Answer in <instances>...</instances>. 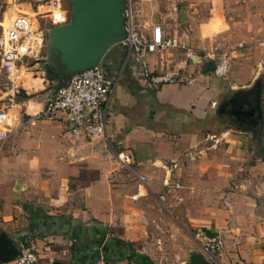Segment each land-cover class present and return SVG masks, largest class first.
I'll list each match as a JSON object with an SVG mask.
<instances>
[{"label": "crops", "instance_id": "crops-1", "mask_svg": "<svg viewBox=\"0 0 264 264\" xmlns=\"http://www.w3.org/2000/svg\"><path fill=\"white\" fill-rule=\"evenodd\" d=\"M192 37L191 45L178 37L175 55L158 51L145 56L152 70L178 78L158 88L144 85L140 66L121 43L107 50L101 63L108 75L120 73V78L103 138L75 137L62 113L42 112L58 86L42 90L43 99L34 102L21 85L18 92L29 97L18 105L28 115L20 117L19 111L7 141L16 154L0 157V234L14 243L36 234L39 247L51 253L61 249L64 256L50 264H91L98 258L130 264L145 259L141 251L163 245L168 231L181 234L186 219L196 229L199 246L205 236L222 239L211 262L264 264V128H251L250 116L234 126L229 116L234 111H222L248 110L245 105L236 109L234 95L252 88L264 71V0H208V16ZM216 47L219 60L251 63L241 80L231 70L226 99L221 83L212 85V72H202L204 64L214 61ZM123 150L142 181L127 179L115 157ZM10 172H16L17 180L5 192ZM168 175L184 184L178 191L181 202L164 184ZM42 252L34 264H48L40 263L49 256Z\"/></svg>", "mask_w": 264, "mask_h": 264}, {"label": "built area", "instance_id": "built-area-1", "mask_svg": "<svg viewBox=\"0 0 264 264\" xmlns=\"http://www.w3.org/2000/svg\"><path fill=\"white\" fill-rule=\"evenodd\" d=\"M142 4L143 0H123L124 38L120 43L125 47L127 56H132L140 66L146 87L175 84L178 81L176 76L152 70L145 56L179 47L180 40L176 35L167 33L161 24H148L142 20ZM20 5L22 8L17 7L4 24L3 40L0 39V66L12 83L18 79L22 67L36 68L40 62L48 65L46 35L51 27L66 24L70 20V10L64 8L63 0H28ZM214 68L217 75H224L227 60L221 59ZM119 78L120 73L108 75L101 62L71 73L63 78L55 92L45 101L42 112L48 116L62 113L67 131L75 137L103 138ZM12 126L8 122V109L0 108V149L10 138ZM116 158L122 166L129 167L131 164V157L125 151L117 152ZM164 184L173 190L174 198L181 202L183 197L178 191L184 187L183 182L180 179L171 180L168 175ZM158 198L163 201L166 196L161 193ZM222 246L223 241L219 236H205L200 251L208 260L215 261V254ZM18 249L16 264L37 262L38 255L33 243L20 241ZM94 264L106 263L101 261Z\"/></svg>", "mask_w": 264, "mask_h": 264}, {"label": "rangeland", "instance_id": "rangeland-1", "mask_svg": "<svg viewBox=\"0 0 264 264\" xmlns=\"http://www.w3.org/2000/svg\"><path fill=\"white\" fill-rule=\"evenodd\" d=\"M28 0H0V39L3 40L2 29L4 24L8 22L11 15L17 9V7L22 8L20 5L21 2ZM35 2V0H32ZM64 8L71 9L70 0H63ZM15 5V6H14ZM208 16V0H147L146 6H144V11L142 12L141 19L146 20V22H155L159 24H163L166 26L170 32L175 33L176 36L180 37L182 41L190 42L192 44V32L194 31V27L198 25V23L204 21ZM149 24V23H148ZM222 41L224 37L220 38ZM46 40L48 44V36L46 35ZM189 44V43H188ZM123 47V46H122ZM197 48V47H196ZM177 49V48H176ZM174 48H169L166 50H162L161 52L167 53L169 56L175 55L178 52ZM215 50H220L219 47L213 48V60L215 62H219V54H215ZM197 55L204 54L203 51L196 52ZM228 57V55H226ZM55 65L57 68H61L58 65V60L55 57ZM206 60V59H205ZM191 62V60L189 59ZM203 62L204 59H203ZM216 63V64H217ZM215 64V65H216ZM235 69L236 78L241 80L243 74H246L251 68V63H244L241 59H228L227 60V69L224 75H217L214 70L210 74L212 76V85H221L223 86L221 97L225 96V99L231 95L228 86L231 84V70ZM215 69V68H214ZM55 74V75H54ZM258 81L262 84V94L264 101V71L258 77ZM254 83V82H253ZM253 83L251 85H253ZM60 82L58 81L56 69L52 68L50 65H46L45 63H39L35 69L22 67L21 74L18 76V79L12 83L9 81L7 74L3 72L0 66V108L8 109V122L12 125H15L17 122V117L19 111L21 110L20 117H26L28 114L23 113L25 106L20 107V104H23L24 94L16 91L17 88H20V85L25 86L29 90V99L35 100L43 99L41 96L42 90L46 88H50L51 86H58ZM18 90V89H17ZM40 93V94H39ZM37 94H39L37 96ZM220 99V97H219ZM26 100V99H25ZM27 100V101H28ZM21 101V102H20ZM19 104V105H18ZM33 103L31 102L29 105L31 106ZM21 108V109H20ZM264 109V106H263ZM223 120V117H221ZM220 118L217 117V124H221ZM240 121L237 118L234 120L233 125L235 126ZM221 127H223L221 125ZM256 128V127H254ZM253 128V129H254ZM220 129V127H219ZM260 129V128H259ZM261 130V129H260ZM15 130H11L14 133ZM124 151V150H123ZM126 152V151H125ZM127 153V152H126ZM16 151L10 148V142H6L0 151V157H9L11 155H15ZM129 154V153H128ZM130 155V154H129ZM116 157V154H115ZM131 157V155H130ZM117 160V158H116ZM119 163V162H118ZM120 164V163H119ZM131 165V164H130ZM122 165L120 164V167ZM123 169H126L127 179L136 178L137 180L142 181V175L138 174L133 170L132 166L127 167L123 166ZM129 174V175H128ZM14 175V177H12ZM16 172H10V177L8 179L9 182L4 183L5 192L10 187H14L16 182ZM7 188V189H6ZM143 191V190H142ZM185 224L181 234L177 235L176 232L168 231L169 235L167 239L164 241V244L161 245L160 242H157L156 249L147 251H141L140 256L145 257V259L138 261L140 264H181L182 261L184 264L190 263V256L192 254H200V246L194 240V235L196 232L195 227L189 225L186 219H184ZM15 228V227H14ZM159 233L162 231L159 230ZM12 234V233H11ZM34 237L31 236L26 237L24 239L25 244L33 243L35 245L36 254L39 257V254H42V251L49 252L47 257H43L40 260V263H48L50 264L51 260H56L60 256H64L63 252H60L61 249L55 248L57 253H51L49 249H46L45 246H38L36 241L33 240ZM159 238V237H158ZM32 240V241H31ZM23 241V240H21ZM16 245L19 246V242H16ZM46 245H49L48 243ZM155 247V246H153ZM63 251V250H62ZM200 251V252H199ZM103 258L95 259L91 264L103 261ZM104 262V261H103ZM106 264H110L105 262ZM138 264L134 260L130 262V264ZM112 264V263H111ZM121 264V263H118ZM125 264V263H124Z\"/></svg>", "mask_w": 264, "mask_h": 264}, {"label": "water", "instance_id": "water-1", "mask_svg": "<svg viewBox=\"0 0 264 264\" xmlns=\"http://www.w3.org/2000/svg\"><path fill=\"white\" fill-rule=\"evenodd\" d=\"M70 3L69 22L51 27L48 34L46 60L56 69L59 81L71 73L96 66L107 50L124 38L123 0H70ZM55 57L61 68L56 67ZM261 88V82L256 81L252 88L236 92L233 98L237 110L244 105L248 107V110L240 113L244 120L250 116L251 128L260 127L262 123ZM18 254L16 243L6 234H0V261L15 259ZM55 264L67 263L58 261ZM189 264L216 263L203 254H192Z\"/></svg>", "mask_w": 264, "mask_h": 264}, {"label": "trees", "instance_id": "trees-1", "mask_svg": "<svg viewBox=\"0 0 264 264\" xmlns=\"http://www.w3.org/2000/svg\"><path fill=\"white\" fill-rule=\"evenodd\" d=\"M215 67V62L210 60L207 62V64H204L203 68H202V72H213ZM63 81V80H62ZM62 81H59L60 83H62ZM24 97H29L26 94L24 95ZM264 128V112H262V123L260 124V129ZM33 237H37L36 234H32ZM25 239V238H24ZM24 239H22L24 241Z\"/></svg>", "mask_w": 264, "mask_h": 264}, {"label": "flooded vegetation", "instance_id": "flooded-vegetation-1", "mask_svg": "<svg viewBox=\"0 0 264 264\" xmlns=\"http://www.w3.org/2000/svg\"><path fill=\"white\" fill-rule=\"evenodd\" d=\"M260 103H261V98H260ZM224 109H225V113H227V115H229L228 114V110H232V111H235V109L234 108H229V109H227V108H222V111H224ZM262 111V110H261ZM236 112V114H235V116H231V115H229L230 116V118H233L234 120L237 118V119H240V118H242V115L241 114H239V112H237V111H235ZM224 113V112H223Z\"/></svg>", "mask_w": 264, "mask_h": 264}, {"label": "bare ground", "instance_id": "bare-ground-1", "mask_svg": "<svg viewBox=\"0 0 264 264\" xmlns=\"http://www.w3.org/2000/svg\"><path fill=\"white\" fill-rule=\"evenodd\" d=\"M51 66V65H50ZM52 67V66H51Z\"/></svg>", "mask_w": 264, "mask_h": 264}]
</instances>
